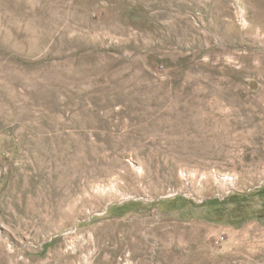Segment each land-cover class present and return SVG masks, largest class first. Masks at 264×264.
Segmentation results:
<instances>
[{
    "label": "rangeland",
    "instance_id": "374dc122",
    "mask_svg": "<svg viewBox=\"0 0 264 264\" xmlns=\"http://www.w3.org/2000/svg\"><path fill=\"white\" fill-rule=\"evenodd\" d=\"M263 185L264 0H0V264H264Z\"/></svg>",
    "mask_w": 264,
    "mask_h": 264
},
{
    "label": "trees",
    "instance_id": "16d2710c",
    "mask_svg": "<svg viewBox=\"0 0 264 264\" xmlns=\"http://www.w3.org/2000/svg\"><path fill=\"white\" fill-rule=\"evenodd\" d=\"M179 200L185 201L183 198H179ZM256 202L258 203L257 207L254 205ZM125 209V206L116 207V210H121L122 214L126 213ZM193 217L214 224L235 227L253 219L264 224V185L255 193L234 194L224 200L217 198L208 200L202 204L199 210L193 211Z\"/></svg>",
    "mask_w": 264,
    "mask_h": 264
}]
</instances>
